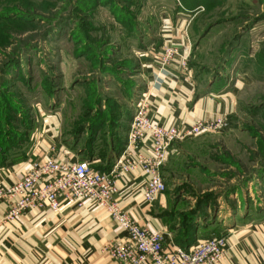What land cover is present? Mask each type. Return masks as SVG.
<instances>
[{"label": "rangeland", "instance_id": "374dc122", "mask_svg": "<svg viewBox=\"0 0 264 264\" xmlns=\"http://www.w3.org/2000/svg\"><path fill=\"white\" fill-rule=\"evenodd\" d=\"M187 38L186 65L230 111L201 119L226 125L180 157L170 189L194 203L179 222L264 243V0H0V173L61 147L111 165L147 95L144 64Z\"/></svg>", "mask_w": 264, "mask_h": 264}, {"label": "crops", "instance_id": "0c3cea01", "mask_svg": "<svg viewBox=\"0 0 264 264\" xmlns=\"http://www.w3.org/2000/svg\"><path fill=\"white\" fill-rule=\"evenodd\" d=\"M158 58L151 57L143 69L149 118L164 127L183 129L197 120H214L227 115L230 111L227 93L218 94L213 85L207 86L206 83L202 87L201 77L194 74L189 65L182 66L179 58L166 67L158 66ZM200 140L188 139L172 145L160 171L167 189L151 204L144 201L146 178L141 171L123 175L116 181L118 194L115 199L120 209L141 227L161 232L165 247L177 245L182 230L179 222L182 200L194 203L193 198L184 192L176 193L170 188L181 185L175 178L180 157L192 154L188 147L194 145L197 148ZM150 147V141L146 140L141 152L148 155ZM54 158L78 161L82 157H76L61 147ZM100 164L92 167L96 169ZM27 170L18 165H6L0 173V187L19 181ZM6 212L7 206L0 203V264H118L106 250L125 235L108 213L92 201H86L80 207L63 203L58 213L47 209L32 210L4 224L2 218ZM212 228H192V245L206 239L201 237L203 231ZM228 229L223 226L220 231L213 229L215 234L226 236L224 257L218 264H264L263 242H258L254 235H247V230L241 227H235L231 232H227Z\"/></svg>", "mask_w": 264, "mask_h": 264}, {"label": "built area", "instance_id": "2783aa9c", "mask_svg": "<svg viewBox=\"0 0 264 264\" xmlns=\"http://www.w3.org/2000/svg\"><path fill=\"white\" fill-rule=\"evenodd\" d=\"M179 47L165 50L162 66L179 58L186 65L184 52ZM187 45V46H186ZM183 52V53H181ZM147 97L140 100L129 125L127 144L106 171L93 168L87 160L58 161L48 157L32 165L17 182L0 187V203L7 206L2 223H11L32 210L47 209L58 213L62 204L82 206L92 201L103 208L124 237L107 248L108 256L118 264H218L224 257V235L199 240L188 249L174 244L164 246V235L141 227L116 202V181L123 175L141 171L146 178L144 201L153 203L165 192L161 168L166 163L172 145L225 127L222 120H197L183 129L164 127L148 117ZM150 141V153L141 152L143 143Z\"/></svg>", "mask_w": 264, "mask_h": 264}, {"label": "trees", "instance_id": "16d2710c", "mask_svg": "<svg viewBox=\"0 0 264 264\" xmlns=\"http://www.w3.org/2000/svg\"><path fill=\"white\" fill-rule=\"evenodd\" d=\"M110 168V165L106 166V168L103 167H97L96 169L100 171H106ZM195 226L193 224H187L185 227H182L180 236L177 241V246L182 247L184 249H188L190 246H192V243L190 242L194 236V232L192 228ZM207 239V238H206Z\"/></svg>", "mask_w": 264, "mask_h": 264}]
</instances>
